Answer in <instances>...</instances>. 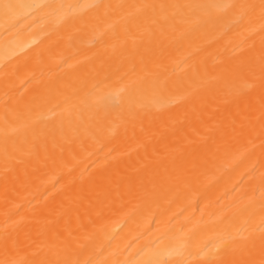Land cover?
Instances as JSON below:
<instances>
[{
	"label": "bare ground",
	"instance_id": "obj_1",
	"mask_svg": "<svg viewBox=\"0 0 264 264\" xmlns=\"http://www.w3.org/2000/svg\"><path fill=\"white\" fill-rule=\"evenodd\" d=\"M0 264H264V0H0Z\"/></svg>",
	"mask_w": 264,
	"mask_h": 264
}]
</instances>
